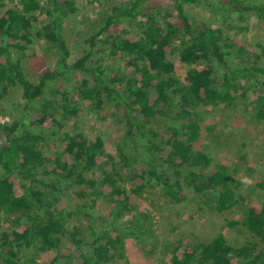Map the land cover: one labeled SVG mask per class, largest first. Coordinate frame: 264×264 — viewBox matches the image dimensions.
I'll list each match as a JSON object with an SVG mask.
<instances>
[{
    "label": "trees",
    "instance_id": "trees-1",
    "mask_svg": "<svg viewBox=\"0 0 264 264\" xmlns=\"http://www.w3.org/2000/svg\"><path fill=\"white\" fill-rule=\"evenodd\" d=\"M78 1L13 0L6 7L0 0V98L21 87L19 112L0 117V264L118 261L123 235L137 236L133 216L123 218L146 192L156 188L178 204L186 187L218 212L243 206L226 225H240L246 238L233 244L218 232L178 240L162 264H264V198L242 195L231 163L200 146L199 119L205 106L241 101L264 121V43L228 32L238 33L248 15L264 23V0H170L167 8L117 0L102 9L87 47L71 61L61 29ZM186 3L204 5L220 22L197 19ZM36 40L55 61L33 80L20 60ZM178 62L187 65L183 79ZM82 100L106 111L103 119L117 118L122 133L79 129ZM254 183L264 190V177ZM67 190L87 210L73 208ZM65 240L75 250L61 247Z\"/></svg>",
    "mask_w": 264,
    "mask_h": 264
},
{
    "label": "rangeland",
    "instance_id": "rangeland-1",
    "mask_svg": "<svg viewBox=\"0 0 264 264\" xmlns=\"http://www.w3.org/2000/svg\"><path fill=\"white\" fill-rule=\"evenodd\" d=\"M5 1L6 7L13 3V0ZM115 1L117 0L77 2L78 9L65 19L61 29L71 51V61L80 56L87 47L85 38L99 20L102 9L108 8ZM150 1L166 8L170 5V0ZM185 9L199 20L214 24L220 22L217 15L209 12L204 5L186 3ZM43 19L44 22L46 16ZM226 24L223 26L227 28ZM242 25L243 28L238 33H234L233 27L229 28V35L264 43V23L255 15H248ZM18 53L14 50L13 56L17 57ZM238 60L237 56L231 57L233 63ZM20 61L25 73L31 79L37 80L41 70L54 65L55 55L46 49L44 40H36L27 47ZM118 67L122 68V65L118 64ZM186 69L185 63L178 62L176 75L183 79ZM20 97L21 87L17 84L0 98V117L3 120L9 121L19 112ZM254 111L253 104L246 105L241 101H236L233 105L205 106L200 110L199 116L202 133L200 146L216 161L231 163L234 175L240 180L239 192L242 195L260 200L264 198V190L254 182L255 179L264 177V121L258 120ZM105 114L106 111L96 112L91 101L82 100L76 118L77 127L90 136H94L101 128L122 133L123 123L111 116L103 119ZM155 189L146 192L142 203L131 215L123 218L126 221L133 216L132 220L137 226L132 231L137 236L134 238L128 234L123 235L125 256L108 264H162L173 244L178 240L194 239L197 235L209 239L216 233L223 232L233 244H240L245 240L246 232L240 225L233 228L226 225L227 219L240 216L243 206L218 212L203 203L202 198L187 187V199L176 204L165 200ZM66 198L79 213L87 210L77 202L70 190L66 191ZM90 211L94 215L101 213L105 216L104 211L99 212L95 208ZM125 225L128 226L127 223ZM140 229L144 231L143 234L139 233ZM61 247L75 250L74 245L66 240Z\"/></svg>",
    "mask_w": 264,
    "mask_h": 264
}]
</instances>
